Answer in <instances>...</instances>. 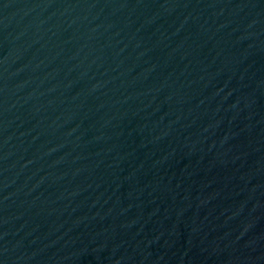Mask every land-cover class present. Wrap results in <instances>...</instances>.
<instances>
[{"label":"water","instance_id":"water-1","mask_svg":"<svg viewBox=\"0 0 264 264\" xmlns=\"http://www.w3.org/2000/svg\"><path fill=\"white\" fill-rule=\"evenodd\" d=\"M0 264H264V0H0Z\"/></svg>","mask_w":264,"mask_h":264}]
</instances>
